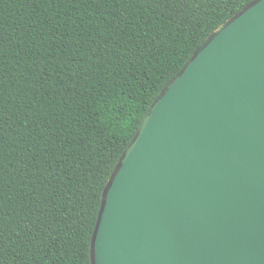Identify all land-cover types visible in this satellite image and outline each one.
Returning <instances> with one entry per match:
<instances>
[{
	"label": "trees",
	"instance_id": "obj_1",
	"mask_svg": "<svg viewBox=\"0 0 264 264\" xmlns=\"http://www.w3.org/2000/svg\"><path fill=\"white\" fill-rule=\"evenodd\" d=\"M256 0H0V264H93L151 106Z\"/></svg>",
	"mask_w": 264,
	"mask_h": 264
},
{
	"label": "water",
	"instance_id": "obj_2",
	"mask_svg": "<svg viewBox=\"0 0 264 264\" xmlns=\"http://www.w3.org/2000/svg\"><path fill=\"white\" fill-rule=\"evenodd\" d=\"M93 264H264V0L151 106L104 191Z\"/></svg>",
	"mask_w": 264,
	"mask_h": 264
}]
</instances>
